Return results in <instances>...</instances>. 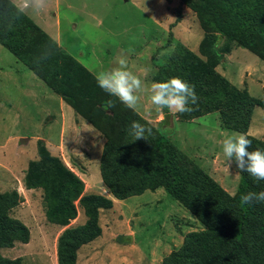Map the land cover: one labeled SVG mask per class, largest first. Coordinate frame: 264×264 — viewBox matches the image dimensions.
<instances>
[{
  "label": "rangeland",
  "instance_id": "1",
  "mask_svg": "<svg viewBox=\"0 0 264 264\" xmlns=\"http://www.w3.org/2000/svg\"><path fill=\"white\" fill-rule=\"evenodd\" d=\"M213 1L228 12L247 10L255 2L239 6L238 0ZM24 15L38 28L28 32L30 40L36 44L44 41V35L49 37L89 76L79 68L67 75V65L72 62L64 55L50 61L43 72L33 73L0 44V195L17 194L18 204L5 211L29 231L27 244L16 242L12 248H1L0 255L20 259V264H57L59 235L87 220L75 201L76 218L68 226L50 221V204L43 189L25 187L28 173L42 175L37 166L39 141L72 172V168L77 169L74 173L84 184V194L102 195L90 186L102 184L99 164L106 141L126 159L143 162L151 156L152 142L165 123L164 113L155 111L147 92L140 108L133 111L104 92L95 79L99 72L118 66L117 57H125L129 69L150 87L158 67L174 53L177 44L206 61L202 50L216 36L213 44L221 41L218 48L222 57L213 70L264 100V48L259 41L249 49L237 40L220 37L217 31L208 34L201 27L198 12L179 0H48L44 10L29 8ZM48 46L39 49L30 45L24 53L50 55ZM91 91L114 101L115 107L103 111L99 97H88ZM61 93L74 98L64 99ZM191 107L190 113H171L169 128L172 125L173 130L168 138L183 156L176 160L181 171H199L218 185H194L187 191L219 203L224 193L236 194L240 181L235 160L229 161L223 153V141L244 133L224 129L218 111L196 116L204 110L201 101ZM133 121L152 129L148 140H134L130 134ZM245 135L264 142L263 109L254 108ZM150 193L142 199H115L113 209L99 210L104 235L89 247L82 245L75 253V264H163L164 258L182 246L187 234L206 229L189 207L169 196L163 187L152 197Z\"/></svg>",
  "mask_w": 264,
  "mask_h": 264
},
{
  "label": "trees",
  "instance_id": "2",
  "mask_svg": "<svg viewBox=\"0 0 264 264\" xmlns=\"http://www.w3.org/2000/svg\"><path fill=\"white\" fill-rule=\"evenodd\" d=\"M179 1L198 12L201 27L208 34L217 31L220 37L237 40L249 49H253L255 42L259 41L264 48V0H238L239 6L255 1L241 12H228L213 0ZM0 15V44L22 61L28 70L41 73L50 61L54 58L58 61L64 55L66 60L72 62L67 65V75L79 68L89 76L49 37L44 35V41L36 44L30 40L28 32L38 28L24 14L18 15L9 0H1ZM215 39L216 36H212L207 49L202 50L207 55L206 61L177 44L174 53L158 67L153 80L163 82L179 77L194 85L198 101L202 102L204 109L200 113L198 111L196 116L218 111L224 129L245 134L254 108L264 110V100L251 96L247 90L237 88L216 74L213 68L220 63L222 56L220 48H214ZM30 45H36L39 49L50 45L51 53L29 56L24 49ZM61 96L64 99L74 98L66 93H61ZM88 97H99L100 108L109 111L107 105L110 100L106 96L91 91ZM71 104L74 109L77 108L74 100ZM163 113L165 123L152 142L150 158L143 162L124 158L114 145L106 141L99 164L102 183L120 201L163 187L169 196L184 207H189L206 226L204 231L197 234H187L182 246L164 258L163 264H264V203L243 205L240 202L244 194L264 191V180L256 181L247 172L240 171L236 194L231 197L224 193L219 203L187 191V187L194 185L213 188H218V185L199 171L183 172L177 167L176 160L182 154L168 138L173 130L172 125L169 128L172 115L167 109ZM247 137L252 141L249 150H264V142ZM38 153L40 164L37 166L40 165L42 175L34 176L31 168L33 174L25 176V187L43 189L50 204L47 214L50 221L68 226L70 220L76 218L75 201L79 202L87 217L83 225L65 228L57 240V264H75L76 251L101 234L99 210L111 209L113 202L102 195L84 194L82 180L59 158L52 156L42 141L38 142ZM17 204L16 193L0 195V249L12 248L16 242L27 244L29 241L28 228L19 220L10 218L5 211ZM0 264H20V259L9 260L0 255Z\"/></svg>",
  "mask_w": 264,
  "mask_h": 264
},
{
  "label": "clouds",
  "instance_id": "3",
  "mask_svg": "<svg viewBox=\"0 0 264 264\" xmlns=\"http://www.w3.org/2000/svg\"><path fill=\"white\" fill-rule=\"evenodd\" d=\"M17 14L22 15L29 8L41 11L47 7L48 0H12ZM221 41L214 44V48L220 46ZM117 65L109 71L99 72L95 79L98 86L110 96L116 97L127 108L136 111L140 108L143 94H149V102L157 113L163 110L173 114L190 113L196 105L199 97L195 86L187 81L173 77L163 82H153L147 87L144 81L129 69L125 57H117ZM108 107H115L114 101H108ZM130 134L134 140L147 139L152 135V129L133 121L130 126ZM252 148V141L245 135H233L223 141V153L229 161L233 159L241 172H247L256 181L264 180V150ZM243 205L253 202L264 203V191L249 192L240 197Z\"/></svg>",
  "mask_w": 264,
  "mask_h": 264
},
{
  "label": "crops",
  "instance_id": "4",
  "mask_svg": "<svg viewBox=\"0 0 264 264\" xmlns=\"http://www.w3.org/2000/svg\"><path fill=\"white\" fill-rule=\"evenodd\" d=\"M70 168H72L71 166H69ZM75 169L76 168H72V170L76 173V171H75ZM77 170V169H76ZM102 182V181H101ZM103 184V183H102ZM100 182H99V184H96V185H94V186H90V187H92V189H95L96 191H102V192H100V193H102V195H105V197H107V198H109V199H111L112 201H113V207H114V205H115V202H116V200H115V198L110 194V192L107 190V188L105 187V185L103 186ZM87 186V188H85V191L87 192L88 191V189H89V184L88 185H86ZM106 188V189H105ZM157 191H158V189H156ZM155 190V191H156ZM154 191V192H155ZM151 191H145L143 194H141V195H139V196H134V198H137V199H142V198H144V197H146L145 195H147V193H150ZM151 195H150V197H152L153 196V192H151L150 193ZM109 195H111V196H109ZM149 197V198H150ZM131 198V197H130ZM126 200V199H125ZM120 201V200H119ZM123 201V200H122ZM123 204V203H122ZM113 207L111 208V209H113ZM111 209H109V210H111ZM101 211H104V210H101ZM101 211H100V214H99V223H100V221H101ZM101 234L102 235H104V230H103V228H102V231H101ZM113 235V234H112ZM101 235L98 237V238H96V239H101ZM129 237L130 238H132L133 236H131V235H129ZM132 240H133V238H132ZM97 240H94V241H92L93 243H91V242H89L88 244H85V245H83L82 247H89L90 245H93L94 243H97L96 242ZM91 243V244H90Z\"/></svg>",
  "mask_w": 264,
  "mask_h": 264
}]
</instances>
